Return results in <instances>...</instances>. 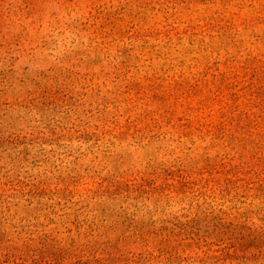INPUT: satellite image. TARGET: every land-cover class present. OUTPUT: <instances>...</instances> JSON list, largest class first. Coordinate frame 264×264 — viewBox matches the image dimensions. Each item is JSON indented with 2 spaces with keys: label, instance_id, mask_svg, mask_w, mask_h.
<instances>
[{
  "label": "rangeland",
  "instance_id": "rangeland-1",
  "mask_svg": "<svg viewBox=\"0 0 264 264\" xmlns=\"http://www.w3.org/2000/svg\"><path fill=\"white\" fill-rule=\"evenodd\" d=\"M0 264H264V0H0Z\"/></svg>",
  "mask_w": 264,
  "mask_h": 264
}]
</instances>
